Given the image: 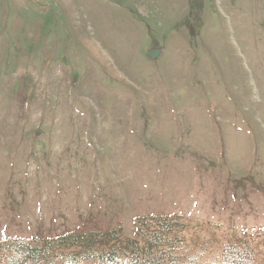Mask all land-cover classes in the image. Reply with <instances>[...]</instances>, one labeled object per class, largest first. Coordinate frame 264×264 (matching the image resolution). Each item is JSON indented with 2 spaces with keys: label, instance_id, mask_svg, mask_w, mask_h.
<instances>
[{
  "label": "rangeland",
  "instance_id": "1",
  "mask_svg": "<svg viewBox=\"0 0 264 264\" xmlns=\"http://www.w3.org/2000/svg\"><path fill=\"white\" fill-rule=\"evenodd\" d=\"M164 215L264 264V0H0V240Z\"/></svg>",
  "mask_w": 264,
  "mask_h": 264
},
{
  "label": "trees",
  "instance_id": "2",
  "mask_svg": "<svg viewBox=\"0 0 264 264\" xmlns=\"http://www.w3.org/2000/svg\"><path fill=\"white\" fill-rule=\"evenodd\" d=\"M185 221L173 216H145L135 220L132 236L120 229L103 230L87 225L78 232L43 239L0 240V258L10 264H197L198 256L184 250ZM245 234H243V237ZM246 238V237H244ZM197 243V240L194 241ZM184 250V251H183ZM78 251L80 256L72 252ZM218 264H260L245 239L227 240L219 251Z\"/></svg>",
  "mask_w": 264,
  "mask_h": 264
},
{
  "label": "water",
  "instance_id": "3",
  "mask_svg": "<svg viewBox=\"0 0 264 264\" xmlns=\"http://www.w3.org/2000/svg\"><path fill=\"white\" fill-rule=\"evenodd\" d=\"M159 53V51L157 49H154L152 51L149 52L148 57L151 59L156 58V55Z\"/></svg>",
  "mask_w": 264,
  "mask_h": 264
}]
</instances>
